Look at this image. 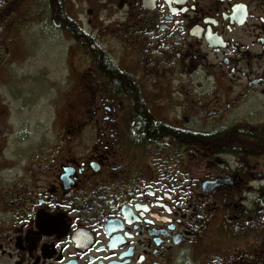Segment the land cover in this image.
Wrapping results in <instances>:
<instances>
[{
	"label": "flooded vegetation",
	"instance_id": "obj_1",
	"mask_svg": "<svg viewBox=\"0 0 264 264\" xmlns=\"http://www.w3.org/2000/svg\"><path fill=\"white\" fill-rule=\"evenodd\" d=\"M114 1L112 38L73 0L41 9L81 52L86 108L62 157L0 109V264H264V155L240 145L264 139V0ZM22 2L0 0V31Z\"/></svg>",
	"mask_w": 264,
	"mask_h": 264
},
{
	"label": "rangeland",
	"instance_id": "obj_2",
	"mask_svg": "<svg viewBox=\"0 0 264 264\" xmlns=\"http://www.w3.org/2000/svg\"><path fill=\"white\" fill-rule=\"evenodd\" d=\"M73 1L77 5V13L81 14V21L86 25L87 19H91L99 35L104 32L112 38L118 33L112 23L105 27L106 19L114 18L118 10L113 8L114 0ZM45 6V0H24L15 7L7 28L0 31V109L10 115L8 125L11 121L13 124L24 123L26 119L34 128L42 120L46 155H50L49 146H57L62 157L64 132L71 127L69 116L86 108L82 98H85L87 90L81 78L87 69L81 52L68 35L49 29L45 10L41 11ZM89 7L93 9L92 17L88 13ZM70 14L75 16L71 9ZM115 51L117 53L119 49L115 48ZM73 105L75 109L71 108ZM81 120L79 116L76 123L80 124ZM94 139V135H84L78 141L84 142L85 146Z\"/></svg>",
	"mask_w": 264,
	"mask_h": 264
},
{
	"label": "trees",
	"instance_id": "obj_3",
	"mask_svg": "<svg viewBox=\"0 0 264 264\" xmlns=\"http://www.w3.org/2000/svg\"><path fill=\"white\" fill-rule=\"evenodd\" d=\"M50 8L53 9L52 4L49 5ZM72 25V22L70 23V26ZM69 26V27H70ZM91 44L90 41L87 39V42L84 41V45H89ZM95 55H100V51L95 49L94 50ZM195 140H204L205 142H210L212 143L211 146H209V150L215 151V153H227V152H232L234 151L232 148L235 150H239L236 145V141H233L231 138H228L226 134L224 133H212L208 135H204V137H199ZM251 141L247 144L246 142H243L245 144H240L242 148L245 151L251 152L253 155H264V139H260L257 137H251ZM220 141V145L218 144ZM209 143V144H210ZM234 143V145H232Z\"/></svg>",
	"mask_w": 264,
	"mask_h": 264
}]
</instances>
